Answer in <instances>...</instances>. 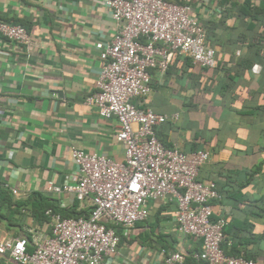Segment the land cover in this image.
<instances>
[{"label":"crops","instance_id":"crops-1","mask_svg":"<svg viewBox=\"0 0 264 264\" xmlns=\"http://www.w3.org/2000/svg\"><path fill=\"white\" fill-rule=\"evenodd\" d=\"M167 1L188 5L210 30L217 66L172 57L165 75L151 72L150 95L133 103L168 118L155 129L165 147L209 153L198 179L223 193L211 203V218L224 219L237 250L264 264V19L241 13L246 0ZM0 19L30 35L24 47L0 39V181L12 202L25 204L10 222L0 220V241L31 238L29 231L45 237L48 219L30 213L35 196L59 210H91L73 195L45 191L75 171L73 149L124 160L116 118L84 104L100 72L95 45L109 42L118 26L103 0H0ZM175 209L166 199L150 201L145 221L129 232L115 227L118 248L103 264H163L167 254L199 251V239L178 231ZM0 264L17 263L0 254Z\"/></svg>","mask_w":264,"mask_h":264},{"label":"built area","instance_id":"built-area-1","mask_svg":"<svg viewBox=\"0 0 264 264\" xmlns=\"http://www.w3.org/2000/svg\"><path fill=\"white\" fill-rule=\"evenodd\" d=\"M103 4L118 31L109 42L95 45L100 72L95 91L84 104L95 107L103 119L116 118L115 138L124 149V160L73 149L75 171L62 185L48 182L45 191L73 195L81 204H89L88 216L66 218L47 209L50 235L29 231L31 253L26 237L3 239L0 254L17 264H103L104 257L118 248L115 227L129 232L147 219L148 202L166 199L175 203L178 231L199 239L201 246L189 255L167 254L163 264H183L186 258L204 264H260L242 255H225L221 248L226 223L211 219V203L223 196L212 181L198 179L209 153L185 154L165 147L155 129L168 118L133 103L150 95L151 72L165 75L172 57L190 58L203 68L216 67V51L207 44L205 29L189 14L188 5L167 0H103ZM0 39L21 47L30 44L25 27L1 19ZM7 188L0 181V191Z\"/></svg>","mask_w":264,"mask_h":264},{"label":"trees","instance_id":"trees-1","mask_svg":"<svg viewBox=\"0 0 264 264\" xmlns=\"http://www.w3.org/2000/svg\"><path fill=\"white\" fill-rule=\"evenodd\" d=\"M258 1L260 2V4L259 6H256V0H246L244 6L241 8V13L244 16H250L252 19L254 18L264 19V0H258ZM203 28L206 31V39H208V37L210 36V30L206 26H203ZM216 189L223 196V193L218 188ZM48 201L49 200L46 199L45 197H40V196L34 197L33 203L31 204L30 213L32 217L35 218L36 221L47 220V217L45 216V211L47 209H51L52 211L57 212L62 217H66V218H76V217H81V216L87 217L89 214L88 211L76 212L75 210H70V211L69 210H59L56 204L54 203L50 204ZM24 207H25L24 203L12 202L10 199V195L8 194L6 189H3L0 191V220H7V222H10L9 216L13 214L20 215V213L22 212L21 208H24ZM226 228L227 227L225 225L223 229L224 240L221 244V248L223 252L225 253V255H228V256H241L242 255L247 259H253L252 257L246 254H241L240 253L241 251L237 250V247L234 241L227 238L226 234H228V231H226ZM27 239H28L27 252L31 253L33 250L32 240L31 238L28 237V235H27ZM188 260H192V259L191 258L185 259V261H188Z\"/></svg>","mask_w":264,"mask_h":264}]
</instances>
